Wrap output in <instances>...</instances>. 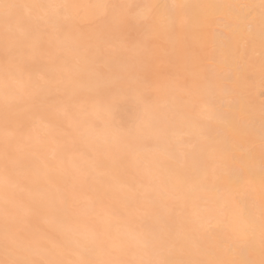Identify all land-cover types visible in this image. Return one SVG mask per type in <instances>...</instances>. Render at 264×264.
<instances>
[{"label":"bare ground","instance_id":"bare-ground-1","mask_svg":"<svg viewBox=\"0 0 264 264\" xmlns=\"http://www.w3.org/2000/svg\"><path fill=\"white\" fill-rule=\"evenodd\" d=\"M16 3H72L82 6L96 4L154 5L183 4L193 6L182 22L171 32L152 31L129 21L119 32L126 47L112 51L110 38L100 10L82 7L72 19L62 22L71 36L55 51L59 63L54 65L45 45L44 54L28 59L35 82L45 73L61 69L65 84L75 79L84 86L71 89L61 85L43 92L40 102L67 104L55 113L45 112L46 122L33 123L30 104L25 101L11 109L4 106L7 89L31 91L33 85L6 81V52L0 18V154L6 130L23 134L29 151L26 159L39 169L53 152L64 157L60 170L52 177V187L72 185L90 190L96 203L84 205L82 226L92 228L104 223L115 235L132 238L130 229L159 228L162 224L176 236H196L203 244L213 246L234 237L241 221L249 214L259 218L264 188L261 167L264 164L259 139L251 138L245 129L251 124L258 131L264 110V45L261 42V0H7ZM216 5L223 7H195ZM230 6V7H229ZM252 15L249 16V12ZM2 16V13H0ZM32 28L33 38L46 37L36 30V22L20 17L19 31ZM143 43V47H137ZM25 76V80H26ZM119 80L128 89H141L149 97L150 117L157 127L134 160L124 158V145L107 129L102 135L84 137V121L89 124L102 119V111L93 106L103 99L109 81ZM215 118L209 116L204 105ZM134 95L119 97L112 109L116 125H131L137 115ZM235 124L231 127L220 117ZM21 136L16 137L20 141ZM110 146L102 147L105 141ZM14 141V142H16ZM167 141V142H166ZM180 141L179 144L176 142ZM175 147H169V145ZM94 152L97 166L91 168L82 154ZM88 169V179L81 175ZM229 173H243L251 183L238 189ZM117 175L119 183H112ZM207 177L206 180L202 179ZM111 183L112 190L107 187ZM137 187L175 186L174 191L152 208L143 209L126 201L120 185ZM39 183L27 187L36 190ZM27 199L28 193H19ZM130 212L134 213L130 216ZM31 229L40 235L62 239L61 219L45 209L34 218ZM0 217V240L3 238ZM4 258L0 247V259ZM259 257L257 256V259ZM35 259L45 260L38 254Z\"/></svg>","mask_w":264,"mask_h":264},{"label":"snow or ice","instance_id":"snow-or-ice-1","mask_svg":"<svg viewBox=\"0 0 264 264\" xmlns=\"http://www.w3.org/2000/svg\"><path fill=\"white\" fill-rule=\"evenodd\" d=\"M82 7L100 10V18L110 30L108 46L112 51H117L126 47V42L119 38V32L129 21L136 22L149 32H171L188 16L189 9L193 6L146 3L82 6L72 3H16L0 0V18L4 22L2 39L6 52V81L33 85L31 91L23 92L6 88L3 96L6 109L27 101L30 104L28 111L33 123L41 124L46 122L45 112L55 113L63 110L67 113V104L54 101L50 105H44L40 102V95L58 89L61 85H64L66 90L70 88L72 92L84 85L75 79H69L65 84L63 72L59 68L51 74L45 73L34 82L32 68L26 61L44 54L47 44V54L51 62L58 64L59 58L54 53L71 36L62 22L72 19V13ZM246 7L253 11L257 7L260 9L261 42L264 45V0H261L258 6ZM21 14L25 19L35 21L36 30L47 33V36L34 39L32 28L19 31ZM251 15L252 11L249 12V16ZM143 46V43L137 45ZM127 94L134 95L136 99V118L130 126L116 125L111 119L114 102ZM93 107L102 111L104 118L91 124L85 120L82 135H102L105 130L113 129L112 135L124 145L123 156L129 160L136 158L146 140L166 139L168 135L163 129L160 130L159 136L148 135L150 129L157 127L150 117L149 97L141 89L126 88L118 79L107 83L103 99ZM204 109L209 112L210 117L215 118L207 103ZM220 119L226 125L235 127L228 117L222 116ZM245 132L251 138L258 137L261 151L264 153V110L259 130L250 124ZM17 136H21L20 141H16ZM176 143L179 144L180 141ZM109 146L107 140L102 144L104 148ZM169 147L175 145L170 144ZM28 151L27 144L23 143V134L16 130H6L0 154V217L3 219L0 247L4 253L0 264H264V201L258 219L249 214L242 219L241 228L234 237L226 238L213 246L206 247L196 236L173 235L163 224L159 228H132V238L129 239L119 233L114 235L104 223L92 228L82 226L84 205L94 206L96 203L91 191L85 190L82 185L52 187V177L62 168L64 157L53 152L51 158L37 169L26 159ZM82 158L87 160L89 167L97 166L94 152L82 154ZM81 175L87 180L88 169H82ZM41 178L45 181V186L36 190L27 187L30 183H39ZM229 178L238 189H243L251 183V178L243 173H229ZM202 179L206 180L207 177ZM111 182L119 183V177L112 176ZM261 185L264 188V164L261 167ZM120 187L127 202L143 209L154 207L161 198L170 195L175 189V186L163 185L146 188L121 184ZM107 190H112L111 183ZM21 192L28 193L27 199L20 198ZM45 209L61 219L62 239L40 235L31 229L33 219L40 216ZM133 214L130 212V216ZM38 254L47 256V259H35Z\"/></svg>","mask_w":264,"mask_h":264}]
</instances>
